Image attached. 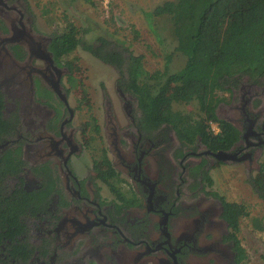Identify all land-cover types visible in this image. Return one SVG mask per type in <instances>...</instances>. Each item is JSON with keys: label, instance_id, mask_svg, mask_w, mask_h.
<instances>
[{"label": "flooded vegetation", "instance_id": "af4514ba", "mask_svg": "<svg viewBox=\"0 0 264 264\" xmlns=\"http://www.w3.org/2000/svg\"><path fill=\"white\" fill-rule=\"evenodd\" d=\"M55 34L27 0H0V264H250L243 219L227 215L243 203L214 178L261 170L264 76L225 94L217 114L234 140L213 150L145 126L114 66L118 101L99 103Z\"/></svg>", "mask_w": 264, "mask_h": 264}, {"label": "trees", "instance_id": "16d2710c", "mask_svg": "<svg viewBox=\"0 0 264 264\" xmlns=\"http://www.w3.org/2000/svg\"><path fill=\"white\" fill-rule=\"evenodd\" d=\"M147 16L149 22L157 18L170 22L175 48L166 54L164 70L152 72L144 56L125 55L107 48V42L91 45L85 40L86 33L83 35L73 23L56 32L54 50L68 54L83 46L117 68L119 82L136 98L145 126L171 125L190 144L201 138L213 150L226 149L224 145L234 136L220 120L217 108L242 79L247 77L252 82L264 76V0H168ZM162 30H156L159 37ZM178 53L186 62L172 73L170 65ZM178 105H194L196 112L178 109ZM219 122L224 125V133L215 136L211 125ZM249 183L264 201V162ZM227 215L238 229L240 219L251 213L245 204H234L228 206ZM254 228L264 230L263 218L254 219Z\"/></svg>", "mask_w": 264, "mask_h": 264}, {"label": "rangeland", "instance_id": "374dc122", "mask_svg": "<svg viewBox=\"0 0 264 264\" xmlns=\"http://www.w3.org/2000/svg\"><path fill=\"white\" fill-rule=\"evenodd\" d=\"M168 0H27L29 10L36 17L37 25L44 32H59L73 23L82 31L91 45H102L125 55L144 56L147 68L152 72L164 70L166 54L174 52L168 19L157 18L149 22L147 13ZM159 23V28H157ZM162 27V36L156 30ZM165 37V41L163 38ZM76 62L81 87L89 95H104L118 101L116 69L96 58L83 46L70 57ZM186 58L176 54L170 65L172 73L179 71ZM225 96V95H224ZM178 109L196 112L194 105H178ZM215 172V171H214ZM214 188L228 201L243 203L251 213L243 218L239 236L245 247L250 264H264V230L254 228V219L263 218L264 201L252 189L246 171L238 166H226L218 172Z\"/></svg>", "mask_w": 264, "mask_h": 264}, {"label": "water", "instance_id": "95a60500", "mask_svg": "<svg viewBox=\"0 0 264 264\" xmlns=\"http://www.w3.org/2000/svg\"><path fill=\"white\" fill-rule=\"evenodd\" d=\"M216 157H219V155H218V154H216Z\"/></svg>", "mask_w": 264, "mask_h": 264}]
</instances>
